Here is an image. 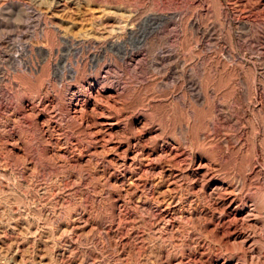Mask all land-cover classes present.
I'll list each match as a JSON object with an SVG mask.
<instances>
[{
	"label": "rangeland",
	"instance_id": "obj_1",
	"mask_svg": "<svg viewBox=\"0 0 264 264\" xmlns=\"http://www.w3.org/2000/svg\"><path fill=\"white\" fill-rule=\"evenodd\" d=\"M70 92L88 101L81 117ZM85 121L113 124L115 149L93 153ZM137 142L176 147L174 163L157 164L179 174L210 161L206 190L237 197L226 222L183 177L173 194L185 210L160 234L156 210L137 208L150 198H138L143 182L127 193L115 183ZM76 211L89 222L71 240L76 259L264 264V0H0V248L35 264L41 244L49 255L65 244Z\"/></svg>",
	"mask_w": 264,
	"mask_h": 264
},
{
	"label": "bare ground",
	"instance_id": "obj_2",
	"mask_svg": "<svg viewBox=\"0 0 264 264\" xmlns=\"http://www.w3.org/2000/svg\"><path fill=\"white\" fill-rule=\"evenodd\" d=\"M74 73L75 71L73 72V74ZM77 94H78L77 92H70V97L68 101V106H69L68 110L72 111L76 115L78 114V116L80 115L81 117L85 109V107L84 109L82 108V105H84V103H87L88 101L85 100L86 98L83 95H79V94L77 95ZM98 94H99L98 91H96V94L94 95L90 94L88 95V98L93 99V101H96L97 100L96 97H98L97 96ZM35 99L37 100L38 103L40 104L42 103V99L40 97L37 96L35 97ZM93 126L95 125L93 124ZM93 126H91L87 121L84 122V127L87 128L91 133L89 134L93 136V141L95 143V148L93 153L95 154L101 152L105 153L110 151L111 149L112 150L115 149V147L111 146V138L113 136V131L115 130V126L113 124L106 123L100 125L98 130L92 131L95 128ZM176 153H177V149L172 145L167 146L165 148L160 147V149L155 152H148V150H146L144 146L141 145V143L137 142L136 144H133L132 146L127 147L124 150V156L121 161L122 163L121 167L123 169L122 178L120 177L119 179H115V183L122 182L121 183L123 188L122 190L125 193H127L131 191L132 188L134 189L138 187V185H140L143 182L142 192L139 193L138 198L140 199L142 193L144 192L150 193V198L147 201H145L144 204L138 203L137 208L143 213H146V211L152 208L156 210L157 218L155 220V227L160 234L173 235L174 232L173 230L175 224L177 223V222L175 223V221L177 220V216L181 215L182 212L185 210L183 205L180 203L181 201L180 198L176 197V195L173 194L175 191L174 186L176 182L183 177L189 182V187L191 192H195V193L198 192L201 194L203 200L208 204V206L211 209L212 217L216 218L218 220V223L224 224L226 222V217L231 215L232 212L235 210V207L233 208V205L236 204L237 197L234 191L230 187L226 185L223 186L221 184L214 185L211 189H209L210 191L206 190L207 183H209L213 178L210 161L199 160L196 163V167L192 166V168H190L191 166H189L186 169V171H184V173L182 174L173 172L171 169L167 168L170 162L169 164H167L168 163L167 162L166 163L167 165L165 164V166H159V164H157L158 160L163 157L165 158L167 157L169 158L168 160L173 162ZM131 167L134 168L131 169ZM149 178H151V180H149ZM161 184L164 185L162 186ZM42 192L44 193V190H42ZM191 202L192 201L190 198H186L183 203L190 206L192 204ZM59 203L61 205H64L65 201L59 200ZM250 211L252 212L251 213L252 215H256L255 214L257 212L256 208H253ZM60 216H61V212H54V211L51 213L47 212L46 219L57 220ZM185 217H188L189 219L192 218L193 217L192 212L190 211L189 213H187V216ZM68 219H69L68 224H65V226L61 228L60 231L61 232L60 238L64 239L65 244L61 247L60 250L57 249L58 251L50 255L47 252V246L49 244L48 245H46V243L41 244V246L38 249L39 250L38 253L41 254L38 256L37 262L35 264H95L93 263L90 255H86L85 253H80L79 255H77L79 259H76L75 255L73 254V247L71 240L76 239L82 241L83 230L89 225L85 213L81 211L80 212L76 211L74 214L70 213L68 214ZM100 234H102L105 238H108L110 235V233L104 230L103 227L100 228ZM245 241H247V239H245ZM33 243H36L35 239L33 240ZM10 249L5 250V252H3L2 248H0V255L4 253V256L7 257L9 256L5 264H26L19 255L12 254ZM166 264H169V262H166ZM178 264H187V263H184L183 260L180 259L178 261Z\"/></svg>",
	"mask_w": 264,
	"mask_h": 264
}]
</instances>
